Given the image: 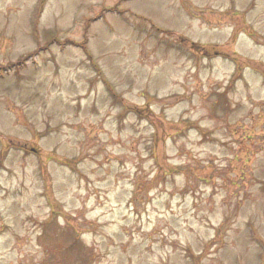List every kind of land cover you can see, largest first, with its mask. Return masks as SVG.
Segmentation results:
<instances>
[{"label":"rangeland","instance_id":"rangeland-1","mask_svg":"<svg viewBox=\"0 0 264 264\" xmlns=\"http://www.w3.org/2000/svg\"><path fill=\"white\" fill-rule=\"evenodd\" d=\"M0 264H264V0H0Z\"/></svg>","mask_w":264,"mask_h":264}]
</instances>
